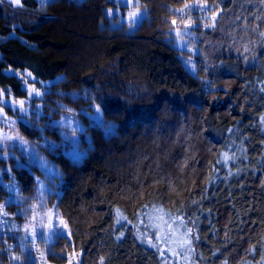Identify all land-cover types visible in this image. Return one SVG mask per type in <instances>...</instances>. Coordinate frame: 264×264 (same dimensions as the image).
<instances>
[{
    "label": "trees",
    "instance_id": "trees-1",
    "mask_svg": "<svg viewBox=\"0 0 264 264\" xmlns=\"http://www.w3.org/2000/svg\"><path fill=\"white\" fill-rule=\"evenodd\" d=\"M139 1L148 15L132 32L112 23L113 0L0 3V86L26 97L23 70L51 81L42 113L18 129L61 141L53 120L63 104L85 126L82 156L61 146L48 154L60 172L51 199L70 229L50 259L77 250L81 264H174L155 232L184 216L192 236L180 225L178 236L195 246L189 264H264V50L251 63L245 53L253 41L245 26H264V0H205L222 13L200 33L209 66L201 74L168 37L176 9L192 0ZM91 104L103 110L101 124L82 112ZM8 164L21 206L36 202V167L0 156V170ZM177 247L183 258L187 246ZM8 260L0 244V264Z\"/></svg>",
    "mask_w": 264,
    "mask_h": 264
},
{
    "label": "rangeland",
    "instance_id": "rangeland-1",
    "mask_svg": "<svg viewBox=\"0 0 264 264\" xmlns=\"http://www.w3.org/2000/svg\"><path fill=\"white\" fill-rule=\"evenodd\" d=\"M2 1L17 5L13 0H0V3H3ZM113 2L114 5L108 8V15L114 18L112 20L114 25H124L128 32H132L148 15L146 7L142 6L139 0ZM260 4L264 9V4ZM221 13L219 8L205 0L187 1L175 11L168 37L179 49L186 67L194 74H201L205 65L206 68L209 67L206 62L208 58L204 56L200 33L217 27ZM260 15L258 18L264 23V13ZM245 28L252 31L253 37L245 53L249 52L251 56V51L256 49L254 56L247 58V63H251L260 51L264 50V26L261 28L260 24L254 27L247 24ZM17 74L24 81L27 96L18 97L10 88L0 86V156L14 157L17 165L24 163L29 167H36L40 193L36 202L21 206L20 180L15 171L9 164L4 171L0 170V244H3L4 251L9 257L4 264H81L83 252L77 250L59 253L66 257L63 263L50 259L51 253H58L54 248L55 241L59 236H69L70 229L51 199L59 192L60 172L48 154L57 146H61L75 158L82 156L85 151L80 141L85 130L84 123L73 108L63 104V111L53 120V124L61 128V141L45 138L38 142L35 138L22 134L18 124L30 119L31 115L42 113L43 96L51 81L37 82L36 77L26 70L18 71ZM82 112L95 124L103 122V110L97 104L83 108ZM105 129L107 132L113 130V123L107 122ZM47 147L50 149L48 152ZM189 221L190 219L184 216L177 217L165 229L155 232L163 253L178 258L181 248L178 249L177 246L184 248L187 246L183 258H169L174 264H177L176 261L180 264H189L188 260L195 254V246L184 243L188 237L178 236L183 226L186 227L187 235L192 236L193 226L188 224ZM11 235L15 238L14 241H11Z\"/></svg>",
    "mask_w": 264,
    "mask_h": 264
},
{
    "label": "snow or ice",
    "instance_id": "snow-or-ice-1",
    "mask_svg": "<svg viewBox=\"0 0 264 264\" xmlns=\"http://www.w3.org/2000/svg\"><path fill=\"white\" fill-rule=\"evenodd\" d=\"M14 3H16L17 5L20 4V0H13ZM99 110V109H98Z\"/></svg>",
    "mask_w": 264,
    "mask_h": 264
}]
</instances>
